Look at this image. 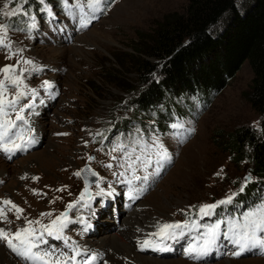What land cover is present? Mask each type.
I'll use <instances>...</instances> for the list:
<instances>
[{"label":"rangeland","instance_id":"374dc122","mask_svg":"<svg viewBox=\"0 0 264 264\" xmlns=\"http://www.w3.org/2000/svg\"><path fill=\"white\" fill-rule=\"evenodd\" d=\"M46 1L0 0V25H7V35L14 51L24 55L20 65L21 78L27 89L31 86L30 89L34 87L38 92L35 106L26 115L35 148L10 160L0 155V201L10 200L23 209L20 219H16L14 211H8L7 221H0V228L14 233L26 226L25 218L48 224L50 219L68 211L67 205L74 203L85 187L83 178L74 173L90 167L98 174L90 185L95 203L85 211L77 204L68 211L70 222L67 224L70 227L67 235L77 238L81 250L87 253L85 258L89 254L96 256L98 264H143L138 258L144 260V264H264V258L255 257L219 259L209 263H194L179 256L154 258L137 249V238L131 226L128 230L125 227L124 231V235L129 234L124 241L130 239L132 254L129 257L113 249L114 245H108L103 255H97V247H89L90 242L98 245V240L119 237L124 229L123 223L133 224L138 218L140 223L147 221L148 227L153 221L154 226L149 230L153 231L157 230V224L183 223L185 214L194 212L201 205L226 200L229 196L235 198V204L239 205L244 194L240 189L245 177H251L250 170L246 163H239L222 150V138L243 126L258 130L261 118L246 100L253 74L248 63H244L210 103L205 106L201 101L196 103L195 109L187 115L185 123L190 127L189 138L181 142L164 134L158 139L171 162L160 159L158 153L161 149L155 143L150 144L148 155L136 163L131 162L129 171L140 177L135 179L138 187L135 186L132 192L140 199L130 210H124L125 199L119 193L115 172L101 166L98 149L119 130L127 132L133 127L154 123L134 115L130 90L137 76L126 64L129 58L124 53L132 52L137 35L149 34L171 13L182 14L187 0H118L96 23L80 31H75L74 24L65 16L54 19L49 14L51 17L48 15L50 21L47 23L43 11V18L36 27L27 31L19 28L17 31L16 24L9 23L24 13L19 10L12 16L3 14L22 5L45 6L47 12L51 7L55 10L62 4L61 0ZM235 1L240 3L242 0ZM68 2L72 4V0ZM117 55L126 64L128 72L123 78L110 79L107 72L122 68ZM16 63V58L0 52V69L14 65L20 72ZM106 79L112 83L105 82ZM45 82L52 87L46 88ZM89 157H93L90 163ZM149 159L150 164L147 163ZM165 163L171 165L168 167L166 164L164 168ZM145 176L147 180L143 179ZM36 177L39 179H34ZM111 188L117 189L114 201H111L112 193L108 191ZM101 189L103 193L98 195ZM262 194L264 191L253 203L260 202ZM105 200L109 203L107 208L104 207ZM218 207H223L224 217L234 215L225 204ZM44 213L52 215L42 217ZM131 215L133 219L129 217ZM84 223L94 228L93 235H84ZM75 229L79 230L77 236ZM197 232L185 233L193 241L201 243L203 237ZM0 251L16 264H21L4 249L3 241H0Z\"/></svg>","mask_w":264,"mask_h":264},{"label":"trees","instance_id":"16d2710c","mask_svg":"<svg viewBox=\"0 0 264 264\" xmlns=\"http://www.w3.org/2000/svg\"><path fill=\"white\" fill-rule=\"evenodd\" d=\"M141 35L132 52L124 53L137 76L130 90L132 109L135 116L154 122L160 134L176 115L187 119L196 103H210L248 63L253 78L246 100L260 116V126L228 133L221 148L248 165L252 180L240 201L253 203L264 191V0H187L182 14L167 15ZM118 57L122 68L107 72L110 79L128 72ZM110 79L105 82L112 83Z\"/></svg>","mask_w":264,"mask_h":264},{"label":"snow or ice","instance_id":"6c2138e0","mask_svg":"<svg viewBox=\"0 0 264 264\" xmlns=\"http://www.w3.org/2000/svg\"><path fill=\"white\" fill-rule=\"evenodd\" d=\"M43 2V0H42ZM105 0H87V7L90 12L94 14L102 10V4ZM65 6L68 5V0H64ZM84 3L82 0H76L74 7L81 9V27H87L88 20L84 19ZM7 7V5H5ZM21 9H15L11 12H4L5 16L15 15L17 11ZM7 39V25H0V46L11 49L10 44H6L5 40ZM11 58V56H9ZM25 63H31L30 61H25ZM0 151H3L8 158L17 151L23 150L28 143H34V139L29 138L27 141L24 139L23 129L18 128L17 121L23 122L27 125L28 121L23 115L26 108H31L32 104L21 105L20 101L26 98L27 90L23 79L21 78L22 74L18 73L14 65H7L4 68L0 69ZM46 88H51L52 85L48 82H45L44 85ZM9 88L15 89L14 95L9 98L8 92ZM32 96H35V92H32ZM15 114V121L11 119V114ZM173 128L182 127V125L173 124ZM157 148L161 149L158 153L161 160L168 159L167 152L162 151L163 146L154 142ZM118 148H114L113 151H117ZM134 151V150H133ZM93 157H89V163ZM136 160L139 161L140 157L137 156ZM150 164V159L147 161ZM106 167L111 168V164L105 165ZM123 166V165H121ZM129 168L132 167V164L129 163ZM222 171V170H221ZM90 173L92 176H98V174L90 167H86L80 171L74 173L77 177H81L82 173ZM123 175V173H121ZM219 175V173H218ZM134 179H140V177L135 176L133 172ZM34 179H39L38 177ZM144 180H147L148 177H143ZM99 180V178H98ZM131 184V181H127ZM251 182V177H245L244 185L241 187L240 191L244 190V187L247 183ZM96 186L99 188V183L97 182ZM90 185L87 180L85 181V187L80 193V196L74 203L67 205L68 211H71L73 207L77 204L84 202L82 206L87 207V201L92 198L90 193ZM57 191H64V189H57ZM132 189L129 188V198L131 196ZM103 190L99 194H102ZM34 194H39L34 192ZM233 197L229 196L226 200H221L216 204H204L199 207L198 215L203 218L204 216H211L215 209L220 204L231 203ZM10 205V207H8ZM8 211H14L16 219H20L23 213V209L19 208L17 205L13 204L10 200L0 201V221H7ZM68 211L63 212L60 216L55 219H50L48 224H42L40 220H27L26 226L16 230L14 233L6 229L0 228V241L5 242L7 248L17 257H19L25 264H75L76 257L81 255L78 248L74 246H69L67 240L64 238V229L67 227V224L70 222ZM51 213H44L42 217L47 216L51 217ZM221 223L224 221L217 222L214 226L208 227L205 233V239L203 240L202 245L190 246L187 249L188 256L193 259H200L205 256L211 248L216 244V241L219 239V229ZM228 224L227 231L224 232V239L229 240L233 246L236 248L232 254L234 256H240L246 250L254 247H260L264 249V199L260 202L254 204L250 209L241 214L238 219L229 220L226 222ZM39 227H36V226ZM202 225L198 224L196 221L185 220L183 223H164L157 224V230L149 235V238L141 242V250H144L145 247H151L153 250H168L165 245V241L174 240L179 236L184 235L186 231H198ZM45 235L53 237L54 239H64L65 246H69L71 251L74 253L72 256H66L63 252L57 254L55 252V247L53 246L49 250L40 249L41 244H46L47 241L44 239ZM155 238V239H154ZM163 245V247H162ZM37 249H40L37 251ZM95 257H91L90 260L83 261L82 264H91V260H94Z\"/></svg>","mask_w":264,"mask_h":264},{"label":"bare ground","instance_id":"6f19581e","mask_svg":"<svg viewBox=\"0 0 264 264\" xmlns=\"http://www.w3.org/2000/svg\"><path fill=\"white\" fill-rule=\"evenodd\" d=\"M69 26H70V24L69 23H67ZM74 27V26H73ZM34 136V135H33ZM90 177H91V175H90ZM115 196L113 195V198H112V201H114L115 200V198H114ZM148 214V213H147ZM150 215V214H149ZM133 215H131V216H129L130 218L132 217ZM150 218V217H149ZM131 219H133V218H131ZM139 218L138 219H136V220H134V223L133 224H131V222H129V223H123V227H124V229H123V232L121 233V234H119L118 236L119 237H114V238H112V239H103V240H98L97 242H100L98 245L97 244H93V243H89L88 245H89V247H93V248H95V247H97L98 248V250H99V252H98V254L97 255H103V253L105 252V248L109 245V247H111L112 245H114L115 247L113 248V249H115L116 251L118 250L121 254H123L124 256H128V255H130V254H132V252H131V249H130V246H129V241H130V239L128 238V240H126L125 239V241H124V237H126L127 235H129L128 233H127V235H124L125 233H124V231H125V227H126V230H128V227L129 226H131V228H132V232H134V234H135V238H137L136 240H137V242L138 243H140V241H138V240H142L143 239V235H144V233L145 232H148L149 230H150V228H152L153 226H154V224H153V221H151V225L148 227V224H147V221H141L142 223H140L139 221ZM95 221V220H94ZM129 221V220H128ZM93 230L94 229H92L91 230V232H90V235L92 234H94V232H93ZM131 231V230H130ZM153 231H156V229L155 230H153ZM153 231H149L147 234H149V233H152ZM131 232V233H132ZM139 238V239H138ZM123 251V252H122ZM107 252V251H106ZM109 252V251H108ZM95 253V252H94ZM129 257V256H128ZM9 259V260H8ZM138 260L139 261H141L140 263H142L143 262V264H144V260H142V259H140V258H138ZM7 262H10V263H13V264H16L15 262H13V260L12 259H10L8 256H6L5 254H3L1 251H0V264H7Z\"/></svg>","mask_w":264,"mask_h":264},{"label":"water","instance_id":"95a60500","mask_svg":"<svg viewBox=\"0 0 264 264\" xmlns=\"http://www.w3.org/2000/svg\"><path fill=\"white\" fill-rule=\"evenodd\" d=\"M82 174H83V176L85 178L84 181H86V178H88V175H86V172L85 173H82ZM95 180H96V177L95 176H92V177H90L89 183H93V182H95Z\"/></svg>","mask_w":264,"mask_h":264}]
</instances>
